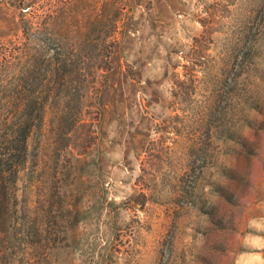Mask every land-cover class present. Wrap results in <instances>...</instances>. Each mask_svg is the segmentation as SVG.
Masks as SVG:
<instances>
[{
  "label": "rangeland",
  "instance_id": "rangeland-1",
  "mask_svg": "<svg viewBox=\"0 0 264 264\" xmlns=\"http://www.w3.org/2000/svg\"><path fill=\"white\" fill-rule=\"evenodd\" d=\"M0 45L25 53L0 67V120L30 55L64 46L84 74L32 130L3 264H264V0H0Z\"/></svg>",
  "mask_w": 264,
  "mask_h": 264
},
{
  "label": "trees",
  "instance_id": "trees-1",
  "mask_svg": "<svg viewBox=\"0 0 264 264\" xmlns=\"http://www.w3.org/2000/svg\"><path fill=\"white\" fill-rule=\"evenodd\" d=\"M44 39L48 40V42L50 41L49 38ZM50 48L54 52L52 56H49L50 59L47 64H38L32 55L29 56V61L25 62L28 64L22 63L14 84L21 98L20 109H18V113H12L10 116L6 115L0 120V124L4 125L7 129L6 134H3V139L6 140L5 144L10 149L8 153L0 152V223L3 222L5 218L3 213L7 207H10V199L15 194L13 185L18 178V166H26L27 170H29L36 159L37 151L34 153V150L29 149L28 142L32 130L41 124L47 100L53 96L55 91L68 90L69 84L73 81L72 77L84 75H81L82 68L74 65L75 61L71 59L73 56L71 51H68L64 46ZM21 53L25 54L23 49H17L16 51L14 47L8 48L7 46L0 45V67L7 66L10 68L15 62H20ZM196 55H199L198 52ZM16 59L17 61H15ZM191 63V65L182 64L185 71L186 69L188 71L182 74L183 79H177L175 81L178 90H175L173 95L176 96V94H179L178 103L181 104L186 100L187 95L191 97L195 93L197 87L196 81L198 77L194 71L198 64L193 61ZM96 69H105L108 71L110 68L108 66H97ZM94 75H96L95 72L92 73L93 77ZM185 80L189 81L188 86H184ZM7 84L11 83L8 79L6 80V77H1L0 87L5 88ZM27 85L30 88L26 87ZM213 97L214 93L208 96L211 99ZM212 102L213 100L208 103L210 107ZM197 139L199 140V136L193 137L191 141H195L197 144ZM33 172L34 170H29L28 173L33 176ZM23 226L26 232L25 241L29 244L32 225L30 221L25 220ZM4 262V253L0 251V264Z\"/></svg>",
  "mask_w": 264,
  "mask_h": 264
}]
</instances>
